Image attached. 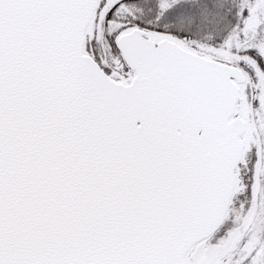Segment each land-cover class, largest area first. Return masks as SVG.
Segmentation results:
<instances>
[{"label": "snow or ice", "instance_id": "snow-or-ice-1", "mask_svg": "<svg viewBox=\"0 0 264 264\" xmlns=\"http://www.w3.org/2000/svg\"><path fill=\"white\" fill-rule=\"evenodd\" d=\"M0 264H264V0H0Z\"/></svg>", "mask_w": 264, "mask_h": 264}]
</instances>
